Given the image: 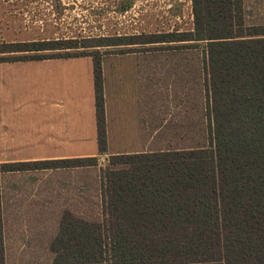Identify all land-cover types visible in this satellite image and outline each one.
Wrapping results in <instances>:
<instances>
[{
	"label": "trees",
	"instance_id": "trees-1",
	"mask_svg": "<svg viewBox=\"0 0 264 264\" xmlns=\"http://www.w3.org/2000/svg\"><path fill=\"white\" fill-rule=\"evenodd\" d=\"M192 30L0 43V54L96 48L90 56L98 152H106L99 47L203 43L209 143L109 156L100 169L102 219L66 211L52 264H264V24L243 0H191ZM181 43V45H180ZM97 165V157L0 163L3 171ZM0 264H5L0 203Z\"/></svg>",
	"mask_w": 264,
	"mask_h": 264
},
{
	"label": "rangeland",
	"instance_id": "rangeland-1",
	"mask_svg": "<svg viewBox=\"0 0 264 264\" xmlns=\"http://www.w3.org/2000/svg\"><path fill=\"white\" fill-rule=\"evenodd\" d=\"M247 25L264 24V0H243ZM191 0H0V43L83 39L192 30ZM136 45L153 64V139L135 141L143 152L204 147L209 143L207 97L203 84V43ZM181 45V43H180ZM125 46L99 47V53L120 54ZM96 48L15 52L0 57L66 55ZM143 62V61H142ZM169 82H160L162 75ZM119 141L111 146H129ZM131 145H134L132 143ZM141 146V147H140ZM97 165L3 171L0 203L5 264H52L50 250L62 214L102 219L100 169Z\"/></svg>",
	"mask_w": 264,
	"mask_h": 264
},
{
	"label": "crops",
	"instance_id": "crops-1",
	"mask_svg": "<svg viewBox=\"0 0 264 264\" xmlns=\"http://www.w3.org/2000/svg\"><path fill=\"white\" fill-rule=\"evenodd\" d=\"M151 58L147 52L101 55L104 155L143 152L135 141L154 137ZM163 81L169 82L166 74ZM111 141L130 143L114 148ZM98 155L90 56L0 62V163Z\"/></svg>",
	"mask_w": 264,
	"mask_h": 264
}]
</instances>
